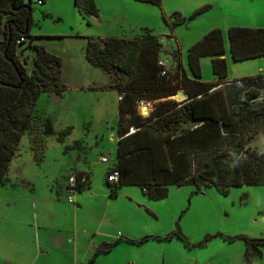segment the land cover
I'll return each instance as SVG.
<instances>
[{
	"label": "rangeland",
	"instance_id": "rangeland-1",
	"mask_svg": "<svg viewBox=\"0 0 264 264\" xmlns=\"http://www.w3.org/2000/svg\"><path fill=\"white\" fill-rule=\"evenodd\" d=\"M94 2L98 16L87 20L74 7V0H44L42 5H32L29 35L33 45L61 60L64 89L60 94L42 93L35 105L47 118L42 160L35 163L31 136L23 135L7 171L9 182L0 188V264L29 263V250L36 242L30 228L37 226L45 228L38 232V242L45 243L48 233L56 243L43 245L52 261L39 264H86L96 247L118 241L92 264H264V244L257 247L259 255H246L245 244L238 239L264 240V186L235 187L226 196L214 188H202L198 193L189 185L170 186L167 196L158 201L149 200L135 186L121 187L116 196L111 195L105 178L116 155L118 94L110 88L112 74L91 67L85 60L88 38L131 39L146 28L158 37V58L164 66L173 70L180 64L191 78L188 48L209 31L219 29L224 37L226 80L264 76V57L231 61L226 36V27L264 29V0H161L159 6L132 0ZM174 13L185 23L173 26ZM26 46H20L19 51H23L18 54L30 72L35 52L24 50ZM200 65L199 81L216 82L210 59H202ZM179 92L184 94L177 89L167 99L150 102L148 114L157 102H180ZM139 111L142 114L141 108ZM67 127H71V134L58 142V133ZM251 134L250 148L264 152V119L253 125ZM77 157L88 163L90 188L76 191L73 203H69L62 190L59 195L55 192L56 183L64 188L69 177L67 166ZM102 157L108 163H101ZM18 229L28 251L22 259L12 246L19 240ZM174 232L186 243L177 237L162 240ZM146 237L149 239L140 243ZM61 241L67 253L55 247Z\"/></svg>",
	"mask_w": 264,
	"mask_h": 264
},
{
	"label": "trees",
	"instance_id": "trees-1",
	"mask_svg": "<svg viewBox=\"0 0 264 264\" xmlns=\"http://www.w3.org/2000/svg\"><path fill=\"white\" fill-rule=\"evenodd\" d=\"M44 0H0V188L7 185V171L21 138L31 136V151L39 162L43 152L42 134L47 126L44 113L35 105L42 93L60 94L61 60L33 45L29 35L32 5ZM159 6L161 0H132ZM83 19H96L94 0H74ZM173 26L185 23L178 13L171 16ZM231 61L238 63L264 57V29L232 27L226 31ZM22 39L23 41H20ZM35 52L33 67L28 72L20 62L19 47ZM158 37L142 29L131 39L108 37L87 40L85 60L93 68L112 74L118 97L115 170L118 183L109 185L111 195L124 186L141 189L149 200L158 201L168 194L170 186H191L195 192L214 188L226 196L230 189L241 186H264V152L250 148L251 129L264 119L262 76L225 82L227 65L223 34L209 31L187 50L191 78L176 67L169 72L159 66ZM19 52V54H18ZM209 58L213 83H201L200 61ZM165 76L161 75L162 71ZM242 82V86L236 85ZM182 89L186 100H164L154 104L143 116L139 102L167 99ZM71 127L58 133V142L71 134ZM132 130V132H131ZM77 191L88 188L89 174L76 173ZM264 215V212L262 213ZM177 237L179 232L163 238ZM149 238H143L140 243ZM161 240L160 238H151ZM245 244V254L259 255L257 247L264 240L238 238ZM123 240V239H121ZM126 242H130L125 239ZM119 242V241H118ZM118 242L102 243L88 261L108 253Z\"/></svg>",
	"mask_w": 264,
	"mask_h": 264
},
{
	"label": "crops",
	"instance_id": "crops-1",
	"mask_svg": "<svg viewBox=\"0 0 264 264\" xmlns=\"http://www.w3.org/2000/svg\"><path fill=\"white\" fill-rule=\"evenodd\" d=\"M227 28V30H228V27H226ZM257 29H263V28H261L260 26H257L256 27ZM223 34V33H222ZM98 39H105V38H98ZM223 39H224V37H223ZM176 67H178L179 69H181L182 70V68H181V66H180V64H178ZM167 69V68H166ZM173 69H175V68H173ZM167 70H171V69H167ZM225 82H230L229 80H225ZM150 107V106H149ZM149 107L148 108H144V110H148L149 109ZM143 110V111H144ZM118 139V138H117ZM69 149H72L73 150V148H70L69 147ZM42 157H43V153H42ZM42 157H41V159L40 160H42ZM35 161V163L36 164H39L40 163V161L39 162H37L36 160H34ZM87 168H88V163H87V161H85V159L83 160L81 157L79 158V157H77V160H76V162H74V164H72V165H68L67 166V172H68V175L70 176V175H73V174H76V173H80V174H83V178H85V175L86 174H89V178H90V173H88V171H87ZM106 175H107V173H106ZM106 179V178H105ZM56 185H57V190L55 189V192H58V195H59V192L63 189L62 188V186H60V184L58 185V182L56 183ZM49 188V187H48ZM47 188V189H48ZM90 188V184H89V187L87 188V189H89ZM121 188V187H120ZM119 188V189H120ZM118 189V190H119ZM117 190V191H118ZM116 195H117V193H116ZM74 203H75V201H74ZM40 214H41V212H39ZM42 215V214H41ZM31 220H32V222H34L35 224L37 223L36 222V219H35V217L34 216H32L31 217ZM24 223V222H23ZM21 224H22V221H21ZM43 227V226H42ZM42 227H39V226H37V228H30V232L32 233V235H33V237H34V239H35V246H34V248H32L31 250H29V256H31L32 258H31V260L29 261V263L28 264H39L40 262H44V261H49V262H51L52 260L50 259V254L48 253V251L47 250H45L44 248H43V245L45 244L46 246H49V247H51L52 245L54 246V244H56V243H54V237H51V236H48V233L46 234V240H45V243H42L41 242V240L38 242V240H37V238H38V236H39V238H40V234L38 233V232H40V230L41 229H45V228H42ZM17 234H16V237L19 239L18 241L16 240V241H13V245L12 246H16V248L18 249L17 251V253H15L18 257H19V259H22L25 255H27L28 254V251L23 247V243H24V241L23 240H21V239H24L23 238V236L21 235V232H20V230L18 229L17 231ZM20 232V233H19ZM51 237V238H50ZM26 242V241H25ZM144 243V242H143ZM65 244H64V241H61V242H59V244L58 245H56L55 247H57V248H59V249H61V250H63L64 252H68V250L67 249H64L62 246H64ZM40 247L42 248V249H40ZM96 248H98V247H96ZM96 248L94 249V251H93V254H94V252H95V250H96ZM34 251V252H33ZM72 251H74V249L72 250ZM25 254V255H24ZM93 256V255H92ZM91 259V258H90ZM94 262V261H93ZM92 262V263H93ZM91 263V264H92ZM7 264H11V261H9V262H7ZM86 264H88V262L86 263Z\"/></svg>",
	"mask_w": 264,
	"mask_h": 264
},
{
	"label": "built area",
	"instance_id": "built-area-1",
	"mask_svg": "<svg viewBox=\"0 0 264 264\" xmlns=\"http://www.w3.org/2000/svg\"><path fill=\"white\" fill-rule=\"evenodd\" d=\"M36 4L38 5H42L41 4V1H37ZM20 41H23L22 39H20ZM159 66L163 67L164 69H166V67L164 66V64L160 61L158 63ZM161 75L162 76H165L166 75V72L163 70L161 72ZM261 83H262V86H263V90H262V93H261V97L259 99V101H262L264 100V76L261 77L260 79ZM242 82H237L236 85L241 87L242 86ZM122 98V95L118 97V99H121ZM149 104V102L147 101H141L139 102V109L143 108V107H147ZM132 132V130H131ZM101 163H108V159L106 157H102L101 158ZM115 163V161H114ZM114 163H113V166L108 170V173L106 175V181L109 185H115L118 183V180H119V174L118 172L115 170V167H114ZM77 191V185H76V178H75V175H70L67 179V182L64 186V188L62 189V194H64L67 199H68V202L69 203H73V195L76 193Z\"/></svg>",
	"mask_w": 264,
	"mask_h": 264
},
{
	"label": "water",
	"instance_id": "water-1",
	"mask_svg": "<svg viewBox=\"0 0 264 264\" xmlns=\"http://www.w3.org/2000/svg\"><path fill=\"white\" fill-rule=\"evenodd\" d=\"M177 99H178L180 102H182V101L186 100V96L183 94V92H179L178 95H177ZM144 108H145V107H144ZM144 108L141 109L142 114H144V113H143ZM147 115H148V111H147ZM147 115H145V116H147ZM143 116H144V115H143Z\"/></svg>",
	"mask_w": 264,
	"mask_h": 264
},
{
	"label": "bare ground",
	"instance_id": "bare-ground-1",
	"mask_svg": "<svg viewBox=\"0 0 264 264\" xmlns=\"http://www.w3.org/2000/svg\"><path fill=\"white\" fill-rule=\"evenodd\" d=\"M150 105H148L147 107H145V108H148ZM144 108V107H143ZM144 111H146V110H144Z\"/></svg>",
	"mask_w": 264,
	"mask_h": 264
}]
</instances>
